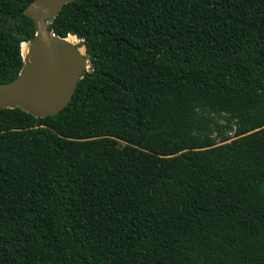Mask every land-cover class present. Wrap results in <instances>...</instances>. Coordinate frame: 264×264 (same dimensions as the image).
Masks as SVG:
<instances>
[{"label": "trees", "instance_id": "obj_1", "mask_svg": "<svg viewBox=\"0 0 264 264\" xmlns=\"http://www.w3.org/2000/svg\"><path fill=\"white\" fill-rule=\"evenodd\" d=\"M30 1L0 0V82ZM47 27L88 67L54 115L0 109V264H264V0H72Z\"/></svg>", "mask_w": 264, "mask_h": 264}, {"label": "water", "instance_id": "obj_2", "mask_svg": "<svg viewBox=\"0 0 264 264\" xmlns=\"http://www.w3.org/2000/svg\"><path fill=\"white\" fill-rule=\"evenodd\" d=\"M69 1L31 0L23 8V14L32 19L34 34L23 41L26 53L17 75L0 82V109L19 107L41 118L56 114L71 99L88 60L83 47L81 53L67 36H56L47 27L49 19Z\"/></svg>", "mask_w": 264, "mask_h": 264}, {"label": "bare ground", "instance_id": "obj_3", "mask_svg": "<svg viewBox=\"0 0 264 264\" xmlns=\"http://www.w3.org/2000/svg\"><path fill=\"white\" fill-rule=\"evenodd\" d=\"M49 22V21H48ZM67 40L68 41H70L71 43H73V44H76L77 43V39L72 35V36H70V35H68L67 36ZM26 44L24 43H22V45H21V49H23L24 48V46H25ZM78 49H79V51L82 53L83 52V48L82 47H78Z\"/></svg>", "mask_w": 264, "mask_h": 264}, {"label": "rangeland", "instance_id": "obj_4", "mask_svg": "<svg viewBox=\"0 0 264 264\" xmlns=\"http://www.w3.org/2000/svg\"><path fill=\"white\" fill-rule=\"evenodd\" d=\"M20 50H21L22 55H25V53H26V46H24L23 49H21V47H20ZM117 144L120 147V146L123 145V142L122 141H117Z\"/></svg>", "mask_w": 264, "mask_h": 264}]
</instances>
